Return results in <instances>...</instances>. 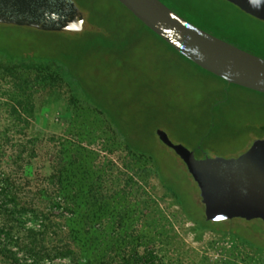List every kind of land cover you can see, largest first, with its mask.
Masks as SVG:
<instances>
[{
  "label": "rangeland",
  "instance_id": "obj_1",
  "mask_svg": "<svg viewBox=\"0 0 264 264\" xmlns=\"http://www.w3.org/2000/svg\"><path fill=\"white\" fill-rule=\"evenodd\" d=\"M72 1L85 14L91 29L64 36L59 31L0 23V44L26 54L57 57L64 43L75 40L80 46L99 37L96 29H104L100 13L127 30L137 24L118 0ZM223 5L233 14L226 16L227 21L235 24L238 18L242 30L264 41L263 21ZM144 42L126 53L123 61L117 59L120 67L111 66L106 73L96 69L95 63L101 61L98 52H92L87 57V70L92 68L101 83L116 92L127 109V128L133 131L135 142L154 156L167 184L200 217L204 212L198 183L176 151L161 140L159 131L174 144L198 153L238 157L255 140L264 138V94L226 83L163 44L151 39ZM0 63L6 60L0 57ZM14 81L10 76L0 78V186L6 187L8 195H0V264L81 262L80 253L75 257L61 255L66 247L75 248L67 226L72 214L64 209L65 199L59 194L57 179H52L61 166V150L70 142L98 154L95 166L103 170V193L114 196L116 190L127 189L130 199L138 204V233L152 219H161L163 229L152 248L158 251L162 264H226L233 258L240 264H264V250L243 238L201 232L153 167L134 164L124 142L106 128L101 115L79 110L78 116L68 86L46 82L38 87L34 117L29 121L24 110L14 104ZM86 127H95L101 138L82 142L79 132ZM221 224L264 246L262 219L232 218ZM108 227L104 221L101 228ZM229 249L235 257H230ZM107 262L121 264L114 254Z\"/></svg>",
  "mask_w": 264,
  "mask_h": 264
},
{
  "label": "trees",
  "instance_id": "obj_2",
  "mask_svg": "<svg viewBox=\"0 0 264 264\" xmlns=\"http://www.w3.org/2000/svg\"><path fill=\"white\" fill-rule=\"evenodd\" d=\"M161 1L205 31L264 58V41L249 34L248 31L242 30L240 28L242 23L238 21V18H235V24L227 21L226 16H233V14H230L227 6L223 5L225 3L245 15L264 22V0ZM118 2L137 20V24L131 30L114 25L110 16L100 13L99 16L104 20L102 22L104 29H96L95 32L99 34V37L91 42H82L80 46L75 44V40L67 42L68 44L64 43V48L57 52V57L26 54L13 46L7 47L0 44V57L6 60V63H0V78L10 76L15 80L11 91L14 104L24 110L30 121L35 113L38 87L46 82L51 85L68 86L70 102L76 106L78 116H80L79 110H92L101 115L106 128L124 142L134 164L138 166V164L141 165L139 162H142L141 166L143 167H147V165L153 167L163 185L178 200L185 214L197 224L201 232L209 230L236 235L252 246L264 250V246L261 247V242L254 241L234 231L230 226L221 224L223 220L216 223L211 222L206 216L203 203V216L199 217L188 208L179 192L167 184V180L156 166L154 156L145 151V147L135 142L133 131L130 132L127 128L128 119H125L126 108H124L122 100L116 92L109 90L105 84L101 83L100 76H96L92 68L87 70V57L92 52H98V59L101 61L100 64L95 63L96 69H101L103 73H106L111 66L118 67L119 65L120 67V62L117 59L123 61L127 58L126 53L130 52L133 47L145 43L144 41L147 39L163 44L185 57L139 20L119 0ZM11 26L25 29L18 25ZM59 32H63L64 36L73 33L70 31ZM254 49L260 53L254 52ZM187 60L189 59L187 58ZM102 64L103 66H101ZM223 81L228 83L224 79ZM79 134L82 142L86 138L91 139L90 141L101 138L95 127L90 130L82 129ZM79 144L81 143L64 144V148L61 150V166L55 175H52V179H57L59 194L65 199L64 209L72 214L68 218L67 226L75 248L66 247L61 255L75 257L80 253L81 262L79 264H108L107 259L111 254L117 256L121 264H162L158 251L152 248L163 229L161 219H152L144 225L141 233H138L136 228L137 220H139L137 216L139 214L138 204L130 199L127 189L116 190L114 196H109L105 191L103 193L101 188L103 170L101 171L95 166L98 154ZM105 148L110 152L113 151L109 145H106ZM199 190L201 191L200 187ZM0 195L7 198L6 187L0 186ZM104 221L109 224L106 230L101 228ZM227 251H229L230 257L231 255L235 257L234 250ZM236 259H229L226 264H240V260ZM242 260L248 262L247 257H243Z\"/></svg>",
  "mask_w": 264,
  "mask_h": 264
},
{
  "label": "water",
  "instance_id": "obj_3",
  "mask_svg": "<svg viewBox=\"0 0 264 264\" xmlns=\"http://www.w3.org/2000/svg\"><path fill=\"white\" fill-rule=\"evenodd\" d=\"M119 1L193 63L228 83L264 93V58L205 31L161 0ZM64 2L65 6L57 9L52 0H0V23L47 31L92 28L72 0ZM159 136L197 180L208 219L241 217L264 221V138L255 140L238 157L206 154L199 160L193 150L174 144L164 132L159 131Z\"/></svg>",
  "mask_w": 264,
  "mask_h": 264
},
{
  "label": "flooded vegetation",
  "instance_id": "obj_4",
  "mask_svg": "<svg viewBox=\"0 0 264 264\" xmlns=\"http://www.w3.org/2000/svg\"><path fill=\"white\" fill-rule=\"evenodd\" d=\"M65 0H52V2L53 3H56L55 4V7L57 8V9H62L63 8V6H65V2H64ZM57 4H59L58 6H57ZM261 139H263V138H261ZM202 153V154H201ZM201 153H198L196 150L194 151V154H195V157L197 158V159H203L205 156H206V154L204 153V152H201ZM195 179V178H194ZM196 180V179H195ZM196 182H197V180H196ZM198 183V182H197ZM202 200V203L205 205V203L203 202V199H201ZM212 202H214L213 200H211ZM215 204V203H214ZM205 207V206H204ZM218 218H221L219 215H218ZM235 218H241V217H235ZM243 219H245V218H243ZM221 220H223V221H226V220H229V219H225V218H222V219H210V221L211 222H219V221H221Z\"/></svg>",
  "mask_w": 264,
  "mask_h": 264
}]
</instances>
